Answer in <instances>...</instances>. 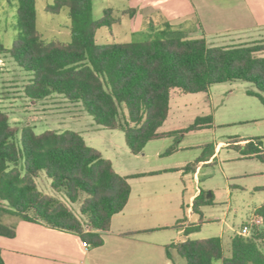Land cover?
I'll use <instances>...</instances> for the list:
<instances>
[{"label": "trees", "instance_id": "16d2710c", "mask_svg": "<svg viewBox=\"0 0 264 264\" xmlns=\"http://www.w3.org/2000/svg\"><path fill=\"white\" fill-rule=\"evenodd\" d=\"M36 0H17L16 38L10 47L0 41V54H8L31 74L24 86L30 101H39L53 93L70 102L80 103L96 125L120 129L132 154H139L152 140L173 137L174 143L162 155L177 150L181 133L212 127V116H197L187 127L160 132L169 111L171 91L207 92L218 83L241 80L255 90H247L264 105V41L238 45H213L204 37L189 38L186 30L167 21L143 41L98 44L99 28L112 32L118 18L105 8L100 18L93 17L92 0H54L46 11L58 14L66 8L70 17L71 40L45 41L36 28ZM144 27L154 28L152 19ZM2 68L0 66V77ZM253 139V140H252ZM249 139L241 148L245 157L264 163V149L259 137ZM200 161L199 158L196 162ZM182 168L164 171H189ZM43 171L53 190L63 192L71 203L80 202L77 216L57 197L41 192L35 182ZM149 172L132 176L157 174ZM130 176L117 173L109 159L89 146L80 133L67 129L36 133L25 124L17 128L0 111V210L21 220L77 235L87 247L103 244L102 232L128 202ZM200 190L191 204L199 215L197 231L203 222L200 207L210 204ZM261 225L250 236L235 234L230 239V255L225 256L218 236L186 239L167 245L185 260V264H264V203L254 210ZM0 236L13 238L15 227L0 220ZM0 264H5L0 251Z\"/></svg>", "mask_w": 264, "mask_h": 264}, {"label": "crops", "instance_id": "0c3cea01", "mask_svg": "<svg viewBox=\"0 0 264 264\" xmlns=\"http://www.w3.org/2000/svg\"><path fill=\"white\" fill-rule=\"evenodd\" d=\"M102 1L105 2L103 10L111 8L113 16L119 11L112 5L113 0ZM243 2L246 5H241L239 10H235V14L228 15L222 9L224 7L221 0H127V5L121 9L120 13L123 16L126 15L129 19L127 23L129 33L140 31L144 26L145 19L160 17L162 19L161 23L167 21L174 27L185 29L189 38L204 37L208 43L213 45L229 46L264 41V0ZM234 21L236 24L241 25L237 30V34L233 37L222 34L223 36L220 37H227V40L221 39L222 44L210 40L203 29V25H209L210 28L215 30L212 32H219L218 26ZM188 22H192L193 26L186 25ZM117 23L121 24V21L118 20L115 24ZM245 24L252 27L248 28L244 26ZM183 25L186 26L183 28ZM109 33L114 38L113 28L112 32ZM174 90L180 91L179 89L171 91L168 115L159 128L160 132L183 129L197 117L194 116L191 123L185 127L177 125L181 116H178L177 109L171 108ZM251 90H255V88L253 87ZM63 100L67 101L66 98H63ZM31 103L36 102L31 101ZM81 109H83L82 106ZM85 113H87L85 110L79 113H61L57 120L54 119L56 126L53 127V130L61 132L67 130L62 128L67 127L80 133L85 142L87 137L94 140L96 133H104L103 136H107V139L104 140L106 142L100 144L103 148L97 145H93V147L98 149L103 157L111 161L117 173L122 176H130L128 182L131 191L127 204L122 211L112 217L110 228L102 232L103 244L95 248L83 246V241L73 233L19 219L13 225L15 227L13 238L0 236V251L3 261L5 264H185L184 258L174 248H168L170 254V257H168L165 247L183 242L186 239H193V236L200 232L202 225L207 220L203 215V222L199 225L198 230L186 234L185 230L195 226L199 219V215L192 211L191 204L200 190H203L199 187L201 169L206 165H212L219 158L223 149L235 148V145H239L241 148L249 139L255 138V136L235 135L228 139H218L213 136L195 145L184 143L185 137L189 133L205 131L208 128L193 130L181 133L177 150L166 156L162 153L170 144L166 142L172 137L149 141L139 154H132L124 139L129 153L145 159L146 165L140 170H126L124 169L126 168L124 163L118 162L119 169H116L112 157L116 155L118 148L122 149V145H116L113 142V136L119 135L115 133L120 131L124 138V132L120 129L104 130L105 128L103 129L95 124L92 116L87 118ZM211 116L212 127H214L213 120L215 116ZM64 121L65 124H63ZM30 125L33 126V124ZM158 140L165 141L163 144H167V147L164 148L162 145L157 144ZM96 144H99L98 141ZM229 145L232 146L229 147ZM150 146L151 148H148ZM193 148H197V151L193 152L195 156L194 161L191 163L194 166L193 169L189 171H164L172 168H182L189 164L172 163L171 159L180 151H192ZM163 158L170 159V162L167 160L161 161L160 159ZM198 158L200 161L196 162ZM239 158L253 157H245L241 153ZM149 160H154L155 164L149 163ZM159 171L160 173L157 174L132 176ZM253 175H258L261 178L253 182L251 189L264 194V169ZM226 179L229 180V178ZM240 187L242 186L236 183L228 184V200L232 196V190H239ZM212 203L213 201L210 204ZM263 203L264 196L259 197V201L253 205L252 217L247 223L257 219L254 216V210ZM226 228L235 235L242 227L239 230H234L230 225H227ZM224 229L225 226L221 227L218 237L221 238Z\"/></svg>", "mask_w": 264, "mask_h": 264}, {"label": "rangeland", "instance_id": "374dc122", "mask_svg": "<svg viewBox=\"0 0 264 264\" xmlns=\"http://www.w3.org/2000/svg\"><path fill=\"white\" fill-rule=\"evenodd\" d=\"M92 1L93 17L98 19L103 14L105 2L102 0ZM243 1L249 2L251 0H221L224 7L222 9L228 15L235 14L241 5H246ZM53 2L54 0H36V28L41 38L45 41L69 42L71 33L68 10L64 8L58 14L46 11V6ZM111 3L115 8L119 9L114 14V17L119 18L118 20L121 21V24L113 25L114 38H112L113 36L106 27L99 28L95 35V41L98 44L109 43L112 40L116 42L146 40L148 34L156 33L158 25L162 22L160 17H153V19L150 18L153 20V29L144 27L140 31L129 33L127 24L129 19L126 15L123 16L120 13L121 9L127 5V0H113ZM16 10L17 0H0V41L6 47H10L16 38ZM188 24L189 27L193 26L192 22L186 23V25ZM186 25H183V28ZM239 26L241 25L236 24L234 21L233 23L228 22V24L218 26L219 32H212L215 30L210 28L209 25H203V29L210 40L217 41V44H222L220 42L221 39L227 40V37L220 36H223L222 34L230 35L229 37L235 36L240 28ZM244 26L252 27L251 25L247 26V24ZM0 66L2 68L0 77V111L8 115L11 125L21 128L25 124L30 123L33 124L36 133H41L45 130H53V127L56 126L54 119L57 120L61 113H79L84 110L81 109V104L63 100L64 97L56 93L34 104L31 103L30 99L24 94V86L30 81L31 74L19 67L6 53L0 54ZM252 88L253 86L248 82L233 80L214 84L207 92L184 93L174 90L171 108L177 109L178 116H181L177 124L180 127H185L191 123V119L194 116H215L213 120L214 127L205 131L189 133L185 137L184 143H193L195 145L213 136L218 139H228L235 135H242L259 137L264 148V105L257 98L247 95L246 91ZM85 116L91 118L88 113H85ZM63 118L65 119V117ZM63 124H65V121ZM118 132L115 134L119 135L113 136V142L116 145H122V149L118 148L116 155L112 157L116 169H119L118 162L124 163L126 166L124 169L126 170L143 169L146 165L145 159L131 155L124 143L123 135L120 131ZM103 135L104 133H96L94 140H90L87 137L86 142L87 144L89 143V146L97 145L103 148L100 144L106 142L104 140L107 139V136ZM180 139L181 135L179 136ZM97 141L99 144H96ZM163 142L165 141L158 140L157 144L162 145L164 148L167 147V144H163ZM166 143H170L169 146L172 145L174 138L172 137ZM231 146L229 145V147ZM148 148H151V146ZM191 150L177 153L172 157V163H192L195 159L193 152H196L197 148ZM240 155V151L235 148L223 149L219 158L212 165L204 166L199 174V187L206 192V197L210 198L213 203L204 204L200 207L207 220L202 225L200 232L193 236V239L219 236L221 227L225 226L221 236L225 256L230 255L229 243L233 235V232L227 229L226 226L230 225L234 230H239L252 217L254 203L259 201V197L264 196L263 193H258L251 189L253 182L261 178L253 174L262 171L264 163L254 158H239ZM160 160L170 162V159L163 158ZM160 160L159 162L161 163ZM149 163L155 164L154 160H149ZM226 178H229L230 181H227ZM35 182L41 192L57 197L77 216L82 218L79 212V205L85 194H81L77 202L71 203L63 192H57L52 189L51 180L43 171L39 172ZM229 183H236L242 186L239 190H232L230 200L227 198ZM211 195L212 197H210ZM19 219L16 215L0 210V220L4 223L14 225ZM215 264H219V262H215Z\"/></svg>", "mask_w": 264, "mask_h": 264}, {"label": "built area", "instance_id": "2783aa9c", "mask_svg": "<svg viewBox=\"0 0 264 264\" xmlns=\"http://www.w3.org/2000/svg\"><path fill=\"white\" fill-rule=\"evenodd\" d=\"M259 225H261V220L259 218L254 219L249 223L243 225L242 228L239 230L238 234L245 237L250 236L252 228L257 227ZM83 246L87 245L83 242Z\"/></svg>", "mask_w": 264, "mask_h": 264}]
</instances>
